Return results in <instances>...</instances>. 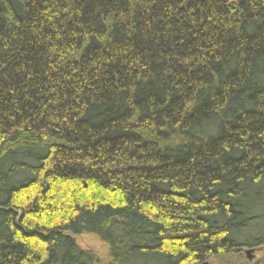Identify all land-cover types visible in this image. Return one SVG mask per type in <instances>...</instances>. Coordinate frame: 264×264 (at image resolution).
<instances>
[{
  "label": "trees",
  "instance_id": "16d2710c",
  "mask_svg": "<svg viewBox=\"0 0 264 264\" xmlns=\"http://www.w3.org/2000/svg\"><path fill=\"white\" fill-rule=\"evenodd\" d=\"M82 234L106 264H250L264 0H0V264H99Z\"/></svg>",
  "mask_w": 264,
  "mask_h": 264
},
{
  "label": "rangeland",
  "instance_id": "374dc122",
  "mask_svg": "<svg viewBox=\"0 0 264 264\" xmlns=\"http://www.w3.org/2000/svg\"><path fill=\"white\" fill-rule=\"evenodd\" d=\"M76 243L81 249L89 250L94 252L99 258V264H106V255H107V246L103 243L99 238L92 234H82L78 236H74ZM242 256L247 260L250 264H256L260 262L264 258V245L258 248H248L243 247ZM252 249V253L250 254L251 260L247 259V255L245 254L246 250ZM210 264H215L213 261H209Z\"/></svg>",
  "mask_w": 264,
  "mask_h": 264
},
{
  "label": "water",
  "instance_id": "95a60500",
  "mask_svg": "<svg viewBox=\"0 0 264 264\" xmlns=\"http://www.w3.org/2000/svg\"><path fill=\"white\" fill-rule=\"evenodd\" d=\"M252 249H249V250H246L245 251V254L247 255V259L250 261L252 258H251V256H250V254L252 253ZM203 264H209L208 262H205V263H203Z\"/></svg>",
  "mask_w": 264,
  "mask_h": 264
}]
</instances>
